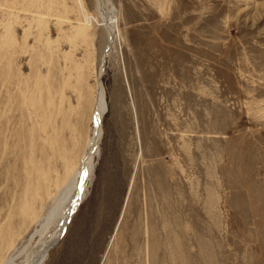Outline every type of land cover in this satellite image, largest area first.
Masks as SVG:
<instances>
[{
    "label": "rangeland",
    "instance_id": "1",
    "mask_svg": "<svg viewBox=\"0 0 264 264\" xmlns=\"http://www.w3.org/2000/svg\"><path fill=\"white\" fill-rule=\"evenodd\" d=\"M81 1L90 25L76 0H0V258L13 264L87 138L108 34ZM104 4L118 35L102 138L44 264H264V0Z\"/></svg>",
    "mask_w": 264,
    "mask_h": 264
},
{
    "label": "bare ground",
    "instance_id": "2",
    "mask_svg": "<svg viewBox=\"0 0 264 264\" xmlns=\"http://www.w3.org/2000/svg\"><path fill=\"white\" fill-rule=\"evenodd\" d=\"M104 1L103 0H96V9H97V14H98L99 21H100L101 25L103 26V28L106 30L107 34H108V45H107L106 51L104 53V56L106 58L108 56V54H109V51L111 50L110 48L113 45V41H115V39H116V37L118 35V30H117L116 26L113 24V23H115L114 20H113V23L111 21V18H110V12L111 11L108 10V8L106 7V5L104 4ZM106 1L108 2V0H106ZM76 4L79 7V8L78 7L77 8L80 10L82 16L84 17V20H85L86 24L87 25H90L89 24L90 18L87 15L88 13L87 14L85 13L86 11L84 10L85 8L83 7L82 1L81 0H76ZM102 73H103V67L101 65L100 66V69H99V73H98L97 78H96V81H95V86H94V89H93V99H92V102L95 103V107L92 109L91 114H90V118H89V128H88V131H87L88 134H87V138L85 137V140L86 141L84 140L85 143H84V145H83V147H82V149L80 151V154L77 155L78 157H77L76 160H73V159L67 160L68 158H66L64 160L65 161V169H64V172H63L64 173V176H61V177H64V178H63V180L60 183H59V180L57 178V182L55 183L56 184L55 185V188L56 189H58L59 186L63 185V188H62L61 193H60L62 195L60 197L61 199L58 202V204L55 205L52 208V210L50 211V214L48 215V218L45 220V223L40 227V229L35 230V233L33 234V237H34V235L38 234L39 235V240L34 245V247L32 248V250L28 254H26L25 259H24V261L21 262V264H44L46 262V260L48 259L50 250L62 238V236L64 234V231H65L67 225L69 224V222H70L73 214L76 212V210L78 208V205L80 203L81 198L86 194V192L88 190V187H89V184L91 182V178H92V175H93V172H94V158H95V156L98 153L99 143H100V140L102 138L103 118H104L105 112L107 110L104 88L102 86V83L100 82V76H101ZM78 97H79V101H81V99H82L83 96L81 97L79 95ZM89 107H90V105H89ZM70 111H71V109L68 112H70ZM48 118H49V116H48ZM44 126H41V128L44 127ZM44 129H42V130H44ZM47 136H49V135H46V137ZM61 150L62 149H60L59 152H61ZM64 151L66 152V150H64ZM65 155H67V154H65ZM43 175H44V173H43ZM44 177L47 178L48 176L46 175ZM40 180H41V178H40ZM50 183H51V181H50ZM46 185H48V184H46ZM41 186L43 187L42 182L40 183V187ZM49 189H50V187H49ZM45 192H44V194H45ZM48 193H49V191H47V193H46L47 198L50 195ZM58 193H59V190H58ZM39 200H40V202L42 204L43 200H41V198ZM28 204H26V205H28ZM30 204L32 205L31 202H30ZM60 205H61V207H60ZM57 206H58V208L60 210H59V213H57V216H56V213L54 214V212L57 210L56 209ZM25 208H26V211H27V208L28 207H25ZM32 208L33 207H30L29 206L28 212H29V214L31 213L32 217H35L37 219L36 213H34V211H33L34 208L31 211ZM21 210L20 211L23 212V210H25V209H21ZM36 212H37V210H36ZM23 215H25V214H23ZM54 215L56 217H54ZM25 220H27V219H25ZM28 221H30V220H28ZM51 221L53 223H50L49 224L48 222H51ZM33 222H35V219H34ZM47 223L51 227H50L49 232L46 233V235H45L44 234V230H45V225ZM3 234L4 233H2V235ZM10 236H8V237L10 238ZM5 238H7V236H5ZM10 241H12V240H10ZM6 242H7V240H6ZM10 243H12V242H10ZM10 243H7L6 245H10ZM2 244H4V243H2ZM12 246H13V244L10 245L9 247H12ZM1 247H2V249H1V251H2L3 250V246L1 245ZM6 249H7V247H6ZM4 251L5 250H3L2 254H4L6 252V251L5 252ZM22 252H23V250H22ZM4 255H2V256L4 257ZM2 256H0V257H2ZM1 259L2 258H0V260ZM13 263H14L13 260H10V259L9 260L6 259V260H1L0 261V264H13Z\"/></svg>",
    "mask_w": 264,
    "mask_h": 264
},
{
    "label": "water",
    "instance_id": "3",
    "mask_svg": "<svg viewBox=\"0 0 264 264\" xmlns=\"http://www.w3.org/2000/svg\"><path fill=\"white\" fill-rule=\"evenodd\" d=\"M104 61H105V56H104V58H103V60H102V67L104 68ZM104 71V70H103ZM100 82H101V77H100Z\"/></svg>",
    "mask_w": 264,
    "mask_h": 264
}]
</instances>
